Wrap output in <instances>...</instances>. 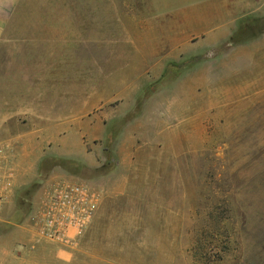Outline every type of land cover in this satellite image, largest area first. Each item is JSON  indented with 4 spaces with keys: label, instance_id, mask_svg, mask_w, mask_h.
Instances as JSON below:
<instances>
[{
    "label": "rangeland",
    "instance_id": "374dc122",
    "mask_svg": "<svg viewBox=\"0 0 264 264\" xmlns=\"http://www.w3.org/2000/svg\"><path fill=\"white\" fill-rule=\"evenodd\" d=\"M145 2L19 1L8 139L46 151L42 188L58 164L99 200L71 242L1 235L0 264H264V14L150 27Z\"/></svg>",
    "mask_w": 264,
    "mask_h": 264
},
{
    "label": "crops",
    "instance_id": "0c3cea01",
    "mask_svg": "<svg viewBox=\"0 0 264 264\" xmlns=\"http://www.w3.org/2000/svg\"><path fill=\"white\" fill-rule=\"evenodd\" d=\"M19 1L0 0V61H10V66L15 59L24 57L20 43H23L24 40L29 43L30 40L28 34L24 35V32L27 31L28 21L23 18L20 19ZM134 8L137 10L136 7ZM156 11L171 13L163 17L158 15ZM142 12L145 14L142 16L135 15L134 18L148 22L150 27L160 26L171 29L202 27L208 19L213 17V13H220V15L221 13H229L230 18L236 17V19L238 13L258 12L264 14V0H149L147 6H144L141 10ZM168 17H171V19L169 20ZM262 19H264V16ZM10 66H8V63L5 66V64L0 62V74L7 72ZM10 70L12 71L11 67ZM33 112L31 114L27 113L32 119L43 121L42 117H40V111ZM14 120L15 109L13 104L6 98L1 99L0 237L1 235L13 236L14 230L19 228L22 229L20 236L31 235L41 239L34 224V216L38 213V207L34 216L32 215L28 222L27 218L25 219L27 222L25 227L23 226L25 220L23 221L22 219L23 222L20 224L21 217H19V207L17 205L24 204L29 206L32 204L34 209L35 203L37 205L44 203V200L60 184L68 186L84 184L74 180L78 179L76 171L57 164L51 173L52 179L48 181L47 186L42 188V186L38 185L42 175L45 173V159L48 156L44 149L38 152L32 149V152L24 153V155L15 152L12 138L8 139L12 135L11 128L8 125L13 124ZM23 162L27 164H21Z\"/></svg>",
    "mask_w": 264,
    "mask_h": 264
},
{
    "label": "built area",
    "instance_id": "2783aa9c",
    "mask_svg": "<svg viewBox=\"0 0 264 264\" xmlns=\"http://www.w3.org/2000/svg\"><path fill=\"white\" fill-rule=\"evenodd\" d=\"M98 200L97 194L86 185L60 184L38 205L34 216L38 235L41 239L64 243L78 238L91 220Z\"/></svg>",
    "mask_w": 264,
    "mask_h": 264
}]
</instances>
